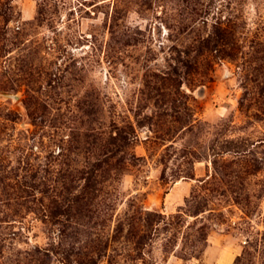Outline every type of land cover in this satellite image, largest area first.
<instances>
[{
  "label": "rangeland",
  "instance_id": "obj_1",
  "mask_svg": "<svg viewBox=\"0 0 264 264\" xmlns=\"http://www.w3.org/2000/svg\"><path fill=\"white\" fill-rule=\"evenodd\" d=\"M0 264H264V0H0Z\"/></svg>",
  "mask_w": 264,
  "mask_h": 264
}]
</instances>
